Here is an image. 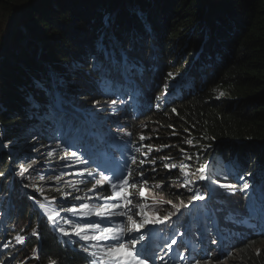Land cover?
I'll use <instances>...</instances> for the list:
<instances>
[{
	"label": "trees",
	"instance_id": "16d2710c",
	"mask_svg": "<svg viewBox=\"0 0 264 264\" xmlns=\"http://www.w3.org/2000/svg\"><path fill=\"white\" fill-rule=\"evenodd\" d=\"M123 59L135 79L121 80L116 74L120 67L111 71L113 63L122 65ZM98 62L105 68L99 69L103 77ZM155 65L159 69L151 70L149 77L156 82L139 81L138 70ZM135 81L142 82L139 92L148 88V93L133 94ZM54 89L73 105L64 113L72 124L79 121L67 109L106 102L105 109L93 111L96 120L91 121L106 128L109 120L120 119L112 114L117 108L109 101L128 103L126 131L141 151L152 147L147 160L157 157L156 172L146 160L142 166L134 164L133 176L144 170L151 190L160 184L157 191L173 203L188 200L193 193L188 188L204 182L197 179L204 164L207 175L219 173L237 184L244 177L252 191L264 195V0H0V140L5 141L0 149V240L5 237L6 251L11 249L18 258L25 255L22 261L35 250L28 264H85L84 252L78 251L81 243L42 223L32 209L29 197L41 199L46 193L32 190L38 184L16 179L9 166L23 148L29 150L19 159L25 168L47 163L31 159L41 144L55 146L60 139L62 108L50 104ZM146 104L153 106L150 111L142 109ZM141 135L146 139L141 141ZM106 139L128 146L123 131L109 132ZM187 139L194 143H185ZM101 145L98 139L92 149ZM161 157H171L164 163L177 165L170 174ZM19 160L14 163L19 165ZM181 164L189 166L187 177L181 174ZM185 179L193 183L177 186ZM33 229L39 234L32 235ZM18 235L25 237L24 243L17 242ZM227 249L181 264H211L232 253V264H264V228L257 234L241 232ZM1 261L7 262L6 256Z\"/></svg>",
	"mask_w": 264,
	"mask_h": 264
},
{
	"label": "rangeland",
	"instance_id": "374dc122",
	"mask_svg": "<svg viewBox=\"0 0 264 264\" xmlns=\"http://www.w3.org/2000/svg\"><path fill=\"white\" fill-rule=\"evenodd\" d=\"M17 19H18V17H17ZM165 39H167V36H165ZM181 41L182 40L178 41L177 44L180 45ZM169 43L172 44V41H170ZM153 49L157 50V46H155V44L153 45ZM184 62L185 61H183V63ZM183 63H181V65ZM161 68H162V65H161ZM184 71L188 72L189 68H187ZM183 72H181V73H183ZM55 88H56V86H55ZM54 90H55V93H53L54 98L52 100H50V104L54 105L55 107H61L62 108V111H60L61 116L58 118L59 121L57 122V126H59L58 129L63 134H65V133H68L70 131L71 126H72V122L70 121V119H68V115H66V114L64 115L65 108H67L66 107L67 105H68V107L73 106V105H71L70 101H68V99H66L64 97V94H63V96H60V98H59L58 97V95H59L58 91L56 89H54ZM54 90L52 92H54ZM77 98H82V96L77 97ZM78 102H80V101H78ZM97 104H100V103H97ZM115 119H118V118H115ZM118 120H113V119L109 120L110 121L109 124L113 123L112 124L113 126L111 128H113L114 126H116L117 128H122L120 125L121 122H118ZM114 124H118V125H114ZM91 128L96 129L94 127H91ZM3 131H4L3 128L0 126V138L3 135ZM123 132L126 134V136L128 138L130 137L131 134L130 135L128 134V132L126 131V128L123 130ZM132 138H133V136H132ZM82 141H83L82 142L83 145L80 148L77 147V144H78L77 142L72 143V145L75 146L73 148H72V146H71V148L70 147L65 148V146H63L61 144H57V145L53 146L49 141H48V144H41V147L39 146L40 148L38 149V151H36L38 156L36 155V157H32L31 160L35 161L36 158H39L42 162L47 161V163L35 165L33 167H28L27 171L25 172L23 177H21L19 175V172L23 171L25 167L22 165V163H21L22 161L19 159L20 158H26L25 155L28 154V152H29V150L27 148L21 149V152H22V153H20L21 155L20 156L16 155V157H15L16 159L15 160L13 159L9 164V166L12 167L11 172L16 179H20V178L21 179H27L30 182H32L33 184H38L37 187L36 186L32 187V190L35 191L36 189H38V190L43 189V191H40V192H42V194L44 192V193L50 195L48 197H44L41 200H38V199L34 200L31 197L29 198V201L33 205V209L35 211H38L39 213H41L46 219H48L49 215H52L56 212H59V207H57L60 204L59 199H63L64 197H66L67 199L71 200V202H72L70 205L71 208L73 206H76L77 209H79V205L81 203H85V201L92 198L91 193L85 191V189L87 187L86 185L88 184V175L84 174L82 172V170L85 168V165L78 163V158L85 157L87 151H89L91 149V148L86 146L84 139ZM4 143H5V141L2 142V140H0V149L5 148ZM101 144L103 145V149H105L102 151L103 154L97 155L94 159L90 160L89 161L90 165H93V164L105 165V164H111L114 161V157L109 158V159L105 157L108 153L107 152L108 146L104 145V143H101ZM76 150H79L80 152H79V156L77 158H74L71 155V153L76 152ZM109 150L111 153L113 152V155H114V153H116V155L119 156V153L117 152V150L113 149L112 147H109ZM143 153H144V151L140 152V154L142 156H143ZM63 154H68L67 158L59 159ZM52 157L56 158V160L58 158L59 162L54 163L55 159H52V161H49L48 159L49 158L51 159ZM119 157H121V156H119ZM152 159H155L157 161V157L154 155L151 156L150 160H152ZM17 160H19L18 162H20L19 165H17V163L16 164L14 163ZM23 160H27V159H23ZM130 161L132 164L131 158H130ZM118 162L119 161L117 160V163L114 165V168H115L114 171H116V169L119 166H121V162H119V163ZM132 165H133L132 169H134V164H132ZM87 167H88V165H87ZM144 167H146V166H144ZM37 170H42V171H37ZM114 171H112V172L107 171L106 174L109 175L110 173H113ZM198 174L200 175L199 172H198ZM215 174H218L219 177L223 178V176L221 174H219V173H215ZM41 177H43V179H41ZM56 177H59V179H56ZM240 181H242V180H240ZM244 181L245 180H243L242 183H240V184H237L236 182H231V184L238 186L237 190L235 192H232V191H226L225 189L219 187V184L221 182L224 184H227V180L222 179L221 181H216V180L212 179L211 177H208V180H207L208 189H211V193L214 195H220L222 200H224L225 202H228V203H226V205L221 204L218 207L219 210H223V209L227 210V212L223 215V220H221V222H222L221 224L225 228H227L228 226H234V225L239 226L240 229H242L243 226H245L244 228H246V229H251V227L256 228L258 226L259 220L256 219V217L254 218V215H258L257 212L258 211L261 212L260 209L262 210V216L264 217V203L260 204L259 201H257V199L259 198L258 200H260V202H264V196L261 195L259 190H253L254 193L257 195V196H254L251 193V190H249L251 188H249L248 190H245L243 192L240 191L239 186H242ZM155 190H156V187L147 192V196L149 197V200L147 202H150L153 204V208L149 209V213H154L155 215H159L160 212L162 210H164L166 206L168 208L171 206V204H168L165 202L167 200H171V198L167 197L164 193H157V191H155ZM35 192L39 193V191H35ZM67 193H71V195H66ZM39 194H41V193H39ZM222 194H224V195H222ZM231 194H235V196L228 197V196H231ZM100 196H104V195L102 194ZM223 196H226V197H223ZM53 197H55V199H53ZM75 197H79L80 199H75ZM86 197L88 199H86ZM129 198L132 199V196H130ZM239 198H244L245 201L240 205V207L236 208L234 206V204H232V202H235L236 199H239ZM36 200L45 204L46 211L39 208L38 204L36 203ZM101 200L102 199H100L99 197L97 198L96 203L98 206H100ZM157 201H160V202L157 203ZM179 202L180 201H178V203H176V204H179ZM107 203H109L108 200H107ZM117 203L119 204L120 202L118 201ZM163 204H165L166 206ZM133 205H137V204H135V199H133ZM129 207L131 208L130 214H134L137 210H139L137 207H133L132 205H130ZM120 208H121V211H128L127 209H125L123 207H120ZM183 210H186V208H184ZM80 211H88V210L84 209V210H80ZM80 211H78V213L76 215H74L71 211H68L69 212L68 215H73L78 220V223H81V221H83L84 218L89 219V221H93V219L97 218V217L99 218L98 221L101 222V219H102L101 217H99V216L95 217V215L83 216L82 214H80ZM60 220H58L57 224H61ZM120 220H121V226L122 227L127 224V216L126 215L120 216ZM69 222H70V224H68V228L72 229L73 225L71 223L73 221H69ZM106 224H108V227H112L111 221H107V223L103 222L102 225L105 226ZM240 229H238V230H240ZM238 230H234V231L237 232ZM70 237H73L75 239L80 240V238L75 236V235H70ZM231 237H232V233L226 234L227 240H230ZM105 242L107 243L108 241H105ZM163 242H164V240H163ZM211 242L212 241H210V243ZM159 246L161 247V249L163 247L162 244L156 245L155 250L157 253H160V250H161V249H159ZM216 246H218V243H216L215 247ZM150 255L151 256H157L154 254H150ZM200 255L203 256L204 253L199 254V253L195 252V254H192L190 256V258H192L193 256L199 257ZM217 255H219V252ZM33 256H34V252H33ZM229 256L230 257L226 260H225L226 257H222L220 259H217L215 262H212L211 264H232V262H230V261H231V257H234V254L232 253ZM15 259H16V257H13L12 261ZM164 259L166 260V257H164ZM157 260H159V259H157ZM159 262H161V261L159 260ZM190 262H191V259H190ZM181 263L182 262L179 261L178 264H181ZM20 264H24V263H20Z\"/></svg>",
	"mask_w": 264,
	"mask_h": 264
},
{
	"label": "snow or ice",
	"instance_id": "6c2138e0",
	"mask_svg": "<svg viewBox=\"0 0 264 264\" xmlns=\"http://www.w3.org/2000/svg\"><path fill=\"white\" fill-rule=\"evenodd\" d=\"M106 23L108 22L106 18ZM95 60V57L93 58ZM126 63V59L124 60ZM99 67L97 70L99 71L100 68L103 67L102 62H98ZM119 63V62H117ZM169 76L171 77L172 74L170 73ZM165 91H167V85H165ZM94 103H99L94 102ZM110 104L116 105L117 103L124 104L125 101H117V100H111L109 101ZM175 111V109L173 110ZM187 131V130H185ZM176 133L173 132V135ZM130 135V134H129ZM141 141L145 140L146 137L141 135L139 137ZM185 143L192 145L194 142L192 139H187ZM143 147V146H142ZM162 147H167V145H164ZM148 151L143 153V156L146 158L148 156V153L151 152L153 149L151 146H147ZM137 153L141 152V147H137L135 149ZM159 151V149H157ZM181 152H185L184 149H181ZM71 155L74 158H77L79 156L78 152H73ZM185 156L187 159L191 160L193 159L192 156L187 155L185 152ZM199 157H197L198 159ZM161 163H163V168L168 170L169 174L171 173V169H174L177 167L176 164L172 163H164V161H170L171 157H161ZM146 162L145 159H141L139 161V165H144ZM151 167L152 172H156V168L154 165L156 164V160L152 159L150 161H147ZM34 163V162H33ZM78 163L85 165V168L82 170L84 174H87L88 176H92L93 172L89 170L87 165L89 164L88 160H85L83 158H78ZM136 157H132V164H136ZM28 167H32L31 164L28 165ZM181 168V174L185 177L188 176V172L186 169L189 167L188 165L181 164L179 165ZM208 165L204 164L202 165L197 171L200 173V175L197 177L198 180H208V176L205 174L207 170ZM125 169L127 171H125ZM125 169H122L120 174H116L113 172L111 176L105 175L103 172L98 173L99 178L95 180V183L92 185L93 189L98 188L99 186H103L107 184L111 190L112 194L111 196H100L99 193H97V196L102 200H112V201H119L120 203H105L97 207L94 211L95 216L101 217L100 223H85L83 227L77 225L74 229L71 230H65L64 228H57L58 231H60L65 236L75 235L80 238V240L85 241L86 243L84 245H81L83 251L88 252L89 251V244L88 242L94 241L95 244L92 245V247H96L97 249L101 250L102 256L100 259H93L91 261V264H147V261L151 259L153 261V264H155V260L159 259L163 262V264H167V261H165L164 256H151L150 255V245L146 241L145 236L143 234L138 236H133L132 233H138L140 229L144 228L147 224H158V223H164L166 221H169L171 216L181 214L182 209L188 208L193 202L196 200H204L206 195H210L211 189H208L207 192L201 193L199 189L196 190L195 194L190 198V200L186 203L183 200H180L179 204L173 203L172 200L165 201L168 204L172 205L173 211L169 212L168 214H165L163 218H161L159 215H155L154 213H149V209L153 208V204L150 202H147L149 200V197L147 196V192L151 190V187L148 185V179L146 172L144 170H141L138 172L137 176H133V169L128 167L127 161H125ZM27 171V168H24L23 171L19 172V175L21 177L24 176L25 172ZM0 175H3L0 173ZM43 179V177H41ZM56 179H59V177H56ZM240 180H244V177H239ZM132 180V183H129V181ZM193 183L191 179H185L183 184L177 185L179 187H185L187 188L189 184ZM156 188H160V184L155 185ZM220 188L225 189L226 191H232L235 192L238 188L237 185L233 184H219ZM137 189L139 188V199L140 203L137 205H133V199H136L135 196H132V193L128 191V189ZM250 188V184L245 180L242 186H239L240 191H245ZM40 191H43V189H39ZM189 191H192L191 188H188ZM66 195H71V193H67ZM132 196V199L129 197ZM32 199L35 200V197H32ZM55 199V197H53ZM75 199H80L79 197H75ZM160 201H157L159 203ZM36 203L38 204L39 208L46 211L45 204L39 202L36 200ZM132 205L133 207H137L139 210L135 212L134 214L131 213V208L129 207ZM118 207H123L127 209L128 211H121L115 213L116 215L120 216H127V224L123 227L116 226V227H102V224L104 222V218H106L109 215L113 214V210L117 209ZM88 209L89 211H80ZM67 211H71L74 215L80 211V214L83 216H88L92 214V210L89 208L88 204L81 203L79 205V209H77L76 206H73L72 208L68 209ZM134 216L142 217V219L138 222L137 219L134 218ZM64 219L65 223H68L69 221L66 218L60 217L59 212H56L52 215L48 216V220L53 223V225H56L58 220ZM32 235H38L37 229L32 230ZM127 237V239H126ZM17 242L24 243L25 237L24 236H17L16 237ZM104 241H108L107 244L103 243ZM213 244L216 243L215 240L212 241ZM140 245L137 247V245ZM177 244V240L173 239L171 243H166L161 251L164 249H167L168 251H171L173 248V245ZM8 245H5L7 247ZM35 251V250H34ZM93 257L96 256V253L91 254ZM103 257H107V259H103ZM49 264H56L55 261H50ZM195 264H200V261H196Z\"/></svg>",
	"mask_w": 264,
	"mask_h": 264
},
{
	"label": "clouds",
	"instance_id": "9594fccd",
	"mask_svg": "<svg viewBox=\"0 0 264 264\" xmlns=\"http://www.w3.org/2000/svg\"><path fill=\"white\" fill-rule=\"evenodd\" d=\"M122 55H124V57H126V54L125 53H123L122 52ZM124 60V59H123ZM118 61H116V62H114L113 63V66H112V68H111V71H113L114 69H116L117 67H120V69H119V71H118V73H116V74H118V76H119V78H121V80H124L125 78H127L128 80H132V79H135V76L133 75V73H130L126 68H125V64L126 63H124V61H123V64L122 65H120V63H117ZM104 68V67H103ZM105 69V68H104ZM155 69H159L158 68V66H154L153 68H146V67H141L139 70H138V78H139V81H145V82H149L151 85H153V83H155V79H152V78H150L149 77V73L151 72V70H155ZM103 69H101L100 71H98V73H99V75H100V77H103V76H101V71H102ZM98 78V80L99 81H102L101 80V78ZM158 80V79H157ZM136 82V81H135ZM141 86H142V82H136V88H137V90H135L134 92H133V94H137V95H140V96H143V95H145V94H147L148 93V88L147 89H145V90H143V92H139L138 90H140L141 89ZM137 91V92H136ZM147 99V98H146ZM145 99V100H146ZM69 101V100H68ZM95 101H97V100H95ZM117 101H120V99H118ZM61 103V102H60ZM71 103V102H70ZM80 105V104H79ZM99 105V107H97ZM149 104H146V105H144V107L142 108V109H146V110H148V108H150L148 111H150L151 110V107H153L152 105L151 106H148ZM53 106V108H54V105H52ZM105 107H106V102H104V103H100V104H97V103H95V104H92L91 105V107L89 106V107H86V108H81L80 106H78L76 109H70V110H72V116H74V119L75 120H78L79 122H80V117H82V118H84V119H87V118H91V119H93L94 118V114H95V112H93L94 110H98V111H102V109H105ZM113 107H116L117 108V111H113L112 112V114H114V115H117L118 117H120V121H121V124H124V125H126L127 126V124H126V121H125V118H129V115H128V112H129V105H128V103H124V104H120V103H117L116 105H112V108ZM141 109V110H142ZM122 116V117H121ZM55 116L53 115L52 116V119L54 118ZM81 123V122H80ZM120 124V125H121ZM116 125H118V124H116ZM97 126V124H96V122L94 123V125H93V127H96ZM114 127H116V126H114ZM124 127V126H123ZM126 128V127H125ZM125 128H123V129H121V130H124ZM110 129V128H109ZM109 129H107V130H109ZM120 129V128H119ZM93 131H100V129H99V127L97 126V130L95 129V130H93ZM84 132H86V131H84ZM75 136V135H74ZM73 136V137H74ZM107 143H108V146H111V147H113L112 146V143L111 142H108L107 141ZM66 148H68L69 146H65ZM71 148V147H70ZM98 151H101L100 149H97ZM76 152H80L79 150H77ZM83 159H85V157H83ZM132 169V168H131ZM209 171H206V175H207V173H208ZM119 175V174H118ZM208 177H211L212 179H214V177H215V179L214 180H216V181H221L222 179H224L225 180V178H221V177H219V176H216V175H207ZM95 178H90V176H88V184L86 185L87 187H86V189H85V191H87V192H90L91 193V195H92V198L91 199H88L87 197H86V199H88L87 201H85V203L86 204H88L89 205V208L90 209H92L93 208V205H95L96 204V200H97V198H98V196L96 197V199H95V195H97V193H99V195H100V193L103 191V190H109V194L108 195H106V196H109L110 195V191H112L111 190V188H109L108 187V185L107 184H105V185H103V186H99L98 188H96V189H93L92 188V185L95 183ZM200 181H204V182H194V184H196V185H194L193 186V189H192V192L193 193H191L190 194V196H189V199L188 200H186V201H184V202H188L189 200H190V198L195 194V192H196V190L197 189H199L200 191H201V193L203 194V193H205V192H207V190H208V183H207V180H200ZM222 183V182H221ZM231 184V182L229 181V182H227V184ZM189 185H191V184H189ZM155 191H157V189L155 190ZM138 193H139V191H137L136 192V194L134 195L135 197L138 195ZM157 193H161V192H158L157 191ZM206 196H209V197H205V201H208V200H210L211 199V197L212 196H215L214 194H212V193H210V195H206ZM138 199V198H137ZM102 202H104V203H107V200H101ZM114 201H110L109 200V204L110 203H113ZM175 203H178V202H175ZM190 207H192V206H190ZM33 209V208H32ZM85 210H88V209H85ZM89 211V210H88ZM138 211V210H137ZM114 216H117L119 219H120V215H114ZM138 217L139 216H134V218H137L138 219ZM105 219V222H107V221H109V219H107V218H104ZM116 220V219H115ZM114 220V221H115ZM78 241L79 240H77V239H75V242L76 243H78ZM98 258V257H97Z\"/></svg>",
	"mask_w": 264,
	"mask_h": 264
},
{
	"label": "bare ground",
	"instance_id": "6f19581e",
	"mask_svg": "<svg viewBox=\"0 0 264 264\" xmlns=\"http://www.w3.org/2000/svg\"><path fill=\"white\" fill-rule=\"evenodd\" d=\"M128 100V99H127ZM152 100V99H151ZM82 118V117H81ZM84 119V118H83ZM85 120V125H82V124H79V122L78 123H76V124H72V126L71 127H73V128H75V129H77L78 131H80L81 133L84 131V130H86V129H88V128H90L92 125H91V121H93V120H96V118H95V116H94V118L93 119H91V118H87V119H84ZM81 122V121H80ZM113 123H111V124H109L108 125V127H106V128H104V127H102V126H99V124H97V126L99 127V129H100V131H101V134H102V137H101V143H106L107 141H106V131H107V129H109V128H111L113 125H112ZM91 125V126H90ZM97 126L95 127L96 129H97ZM122 126V125H121ZM93 127V126H92ZM60 133H61V131H59ZM83 139L79 136V135H77V136H74V137H72L71 139H70V143H71V146H72V148L73 147H75L74 145H72V143L73 142H77L78 144H77V146H82L83 145V143H81V142H83L82 141ZM135 138L133 137H129V140H128V146H126V151H125V153H124V157H119V156H122L123 155V152L121 151V150H117V149H115V148H113V149H115V150H117V152L119 153V156H117V160L118 161H120L121 160V166L125 163V161H126V158L128 157V156H137L138 155V153L135 151V149L137 148V145L135 144ZM109 147H111V146H108V148L107 149H109ZM77 151V150H76ZM110 152V151H109ZM100 154H103V152H98V154L97 155H100ZM136 159H138L137 160V165H139V161L141 160V159H145V160H147L144 156H142L141 155V158H139V157H136ZM149 161V160H148ZM121 166H119L117 169H116V171H114V172H117L118 170H119V168L121 167ZM227 182H229V180H227ZM129 183H132V182H130L129 181ZM129 190H132L131 188H129ZM249 190H251V193L254 195V196H257L255 193H254V191H252V189H249ZM259 192L262 194V196H264L263 195V193L259 190ZM104 195V196H106V195H108L109 193H101L100 195ZM132 196H134V193H132ZM206 197H209V196H206ZM259 199V198H258ZM257 199V201H259V203L260 204H262V203H264V202H260V200H258ZM109 201V200H108ZM245 201V199L244 198H239V199H236V201L235 202H232V204H234V206L237 208V207H240V205L243 203ZM262 201V200H261ZM260 211L261 212H257L258 213V215H254V218L256 217V219H258L259 221H258V227L259 228H262L263 227V223H264V217L262 216V210L260 209ZM245 230H243V229H240V230H238L237 232H235V231H230V232H228V233H232V237H231V239L230 240H228L229 241V243H227V244H225L223 241H219L218 242V246H216L215 248H213L211 251L210 250H207L205 253H204V255L206 254V253H208V254H218V252H219V255L220 254H222L223 252H227L228 251V247H229V245H232L233 244V242H234V240L239 236V234L241 233V232H244ZM246 232V231H245ZM248 232H252V231H248ZM227 233V234H228ZM163 241V240H162ZM158 245H160V244H158ZM163 248V247H162ZM159 249H161V247L159 246ZM227 250V251H226ZM160 252H164V250L163 251H161L160 250ZM164 257H166L165 255H164ZM180 259L181 258H178V259H170V258H168V257H166V260L165 261H167V264H178L179 263V261H180ZM189 261H190V259H189ZM183 263V262H182ZM155 264H163V262L161 261V262H159V260H155Z\"/></svg>",
	"mask_w": 264,
	"mask_h": 264
}]
</instances>
